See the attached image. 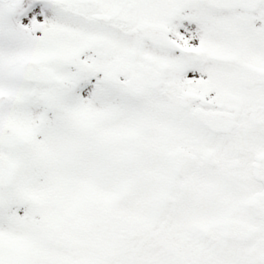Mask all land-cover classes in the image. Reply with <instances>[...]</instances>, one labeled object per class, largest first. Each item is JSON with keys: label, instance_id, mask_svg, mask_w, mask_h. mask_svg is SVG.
Wrapping results in <instances>:
<instances>
[{"label": "snow or ice", "instance_id": "obj_1", "mask_svg": "<svg viewBox=\"0 0 264 264\" xmlns=\"http://www.w3.org/2000/svg\"><path fill=\"white\" fill-rule=\"evenodd\" d=\"M0 264H264V0H0Z\"/></svg>", "mask_w": 264, "mask_h": 264}]
</instances>
